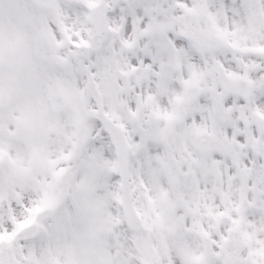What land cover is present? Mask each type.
Listing matches in <instances>:
<instances>
[{
	"label": "snow or ice",
	"instance_id": "1",
	"mask_svg": "<svg viewBox=\"0 0 264 264\" xmlns=\"http://www.w3.org/2000/svg\"><path fill=\"white\" fill-rule=\"evenodd\" d=\"M0 264H264V0H0Z\"/></svg>",
	"mask_w": 264,
	"mask_h": 264
}]
</instances>
